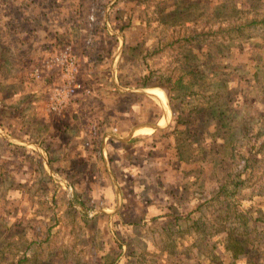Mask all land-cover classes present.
I'll use <instances>...</instances> for the list:
<instances>
[{
    "label": "rangeland",
    "instance_id": "rangeland-1",
    "mask_svg": "<svg viewBox=\"0 0 264 264\" xmlns=\"http://www.w3.org/2000/svg\"><path fill=\"white\" fill-rule=\"evenodd\" d=\"M112 1L0 0V86L7 87L6 92L0 89V109L26 98L29 101L21 112L28 110L31 114L46 108L49 91L60 78L56 72L43 71L35 81L30 74L69 47L78 63L81 89L68 110L46 114L43 136L48 140V135H56L62 143L70 137L76 141V150L72 154L70 151L67 159L76 161L77 172L70 167L59 168L54 177L58 182L62 181L59 174L76 178L77 190L71 187L67 191L77 193L76 203H84L88 213L106 208L122 216H97L86 234L81 231L80 219L70 236L67 232L71 225L65 223L54 234L56 238L67 241L69 236L70 245H82L96 237L98 246L82 249L80 254H71L68 248L56 254L54 249L49 251L53 257L69 256L83 264L81 258L92 257L99 246L104 249L106 241L108 264H117L115 260L120 257L116 243L128 246L120 264H198L194 243H181L176 232L165 235L156 247L155 236L146 226L148 220L160 215L151 210L149 195H164V175L167 167H173L180 173L187 171L188 194L194 195L198 189L199 195H221L205 205L209 206L202 215L204 223L214 218L218 223L223 216V221L226 217L231 221L230 212L226 213L233 208L253 217L250 223L255 233L249 236L244 235L243 224L235 223L237 232L254 240L255 245V250L237 257L236 264H264V217L258 213L262 201L257 196L264 195V101L260 97L264 85V23H259L257 14L264 8L259 7V0H147L150 8L144 1L139 5L140 0H115L109 6ZM118 10L133 19L123 31H117L126 22L115 19ZM170 13L177 18L172 25L163 22ZM178 21L183 23L176 24ZM104 28L110 37H106ZM134 36H139L137 42L131 40ZM132 41L137 46L132 48ZM141 83L155 86L167 99L164 106L151 92L149 105L155 106V124L164 125L151 133H135L139 147L132 151L126 148L130 151L126 153L119 151L120 143L105 132L126 137L147 115L144 101L149 97L119 94L116 89L144 90ZM28 124L33 127L30 121ZM245 124L252 129L247 140L237 132ZM20 128L30 130L25 124ZM221 128H225L222 133L214 131ZM44 138L39 136L46 154L50 146L45 145ZM64 149L70 150L67 146ZM62 152L56 154L62 156ZM100 159L106 167L100 162L96 165ZM179 160L197 164L180 170ZM200 162L210 165L198 167ZM82 177L86 184L77 181ZM117 183L126 195L119 207L115 194L121 191ZM85 186L87 189L81 192ZM54 195H42L39 204L54 209L58 203ZM52 223L56 224L53 219ZM97 262L95 259L91 264Z\"/></svg>",
    "mask_w": 264,
    "mask_h": 264
},
{
    "label": "crops",
    "instance_id": "crops-1",
    "mask_svg": "<svg viewBox=\"0 0 264 264\" xmlns=\"http://www.w3.org/2000/svg\"><path fill=\"white\" fill-rule=\"evenodd\" d=\"M143 1L144 3L147 2V0H140L138 1L139 5H144ZM149 1L147 2V5L150 8L152 6H150ZM258 3L260 8H264L263 0H259ZM127 6L128 3H126L125 7ZM257 14L260 19L259 23H264V11H259ZM135 18L136 21L142 20V17ZM219 19H221L220 16ZM176 20L177 18L172 17V13H170L166 16V19L163 22L172 25L173 21ZM181 23L183 22L178 21L176 24ZM137 38H139V36H134L131 40L137 42ZM132 42L135 44L132 45V48L133 46H137V43H134V41ZM142 85V89L144 90H137L141 93L136 94L149 97V99H145L144 101L146 104L145 109L147 110V115H145L143 119L141 118L142 120L139 119L140 121H137L138 124L136 127H134L126 137L121 138L117 133L112 134L105 132V135L110 136L114 142L120 143L119 151L123 149L122 152L129 153L138 146V144H135V133L152 132L150 129L137 130L136 128L138 126L150 125V123H152L151 125L155 124V106L151 107L149 104L151 103L150 99L153 98L151 92L156 91V87H146L144 84ZM262 85L263 84H261L260 88ZM0 89H3L4 92L7 91V87H5L4 84L0 86ZM116 89H118L119 94L128 91V89L124 90L119 86H117ZM145 91L150 95L148 93V95H145ZM260 92L261 100L264 101V85L260 89ZM23 100L24 99L17 101L16 103L18 104H9L10 107L5 108L3 114H0V119H2L1 123L3 124L0 126V264H77L75 260L73 261L69 256L67 258L64 256L53 257V253L52 251H49V248H51V250L54 249L55 254L61 248H68L71 250V254H75V252H79L80 254L82 249L95 248L98 246L96 237L92 240L90 239L88 244L79 245L75 242L70 245L72 239H69V233L74 231L77 224H79V220H82L81 231L84 234L85 230L89 228V224L96 219L97 216H99V218L102 217V215L107 217L108 215H111V213H113V216H118L120 219L122 216L118 212H112L106 208L88 213L84 208V203H76L74 195H77V193L75 192L72 194L67 191V188L71 189V187L77 190L75 184L76 178L74 180L68 179V177L59 174L62 181H57V178L54 177V174H56L54 171L56 172L59 168L70 167L77 172L76 161L67 159V154H69L70 151L72 154V151L76 150V141L70 137L71 139L67 138L68 140L66 139V141L62 143L61 139L59 137L57 139L56 135H48V140L45 139L43 134L47 130L48 122L46 114H52L47 110V104L46 108L28 114V110L21 112L25 107L23 104H26V102L28 103L29 101L27 98L24 102ZM165 101L166 104H168L166 98ZM72 104L73 103H71L66 110H68ZM162 105L166 106L165 104ZM149 106L151 107V110L149 109ZM29 121L33 127L29 126ZM23 124H25L30 130L22 131L21 128L19 129ZM158 124L160 123L158 122ZM246 126L249 129V126ZM224 129L225 128H221L214 131L222 133ZM227 129L231 132L236 131H233L230 128ZM243 129L244 127L237 130V132L242 134ZM249 130L252 132L251 128ZM39 136L44 138L45 145L47 143L50 146L49 151L45 150L46 154L43 152L44 147L39 140ZM169 142L171 143V140H169ZM229 142L231 141H228V143ZM64 146L69 147L70 150L67 152V150L64 149ZM28 148H34L35 151H29ZM126 148L131 150L128 151ZM56 152H62L63 155L56 154ZM98 162L105 166V161H103V159L95 161L96 165H98ZM167 162L171 163L169 160H167ZM176 162L179 164L180 167L176 166L180 170H183L184 168L187 170L186 168H191L192 164H197L193 161L186 162L179 160ZM168 163L165 162L164 164ZM203 164L207 166L210 165L205 162H200L198 167L204 166ZM167 169L168 170L164 175V195H149V200L153 208L151 210H153V212H159L160 214L159 216L153 217L152 220H148L146 223V226L151 230L150 233L155 236L157 244L155 246H160L165 235L173 236L178 232L179 237H181V243L187 246L192 245L193 243L195 244V256H197L195 260L198 264H219V261L224 264L232 262L233 264H236L237 257L241 255L246 256L247 252L235 256V252L231 253V251L226 249L224 238L226 237L227 232H220V230L217 229L218 225L215 223L216 218L212 219L211 223H204L205 219L202 217L204 209L210 205V201L213 198L220 197L221 195H199L200 192L198 189L194 190V195H190L192 193L188 194V191L191 192V190L187 188V171H185V173H180L177 169L174 170L173 167H167ZM109 175L111 176L110 172ZM83 180L84 178L82 177L81 180L79 179L77 181L81 184H86ZM117 186L120 188L119 183H117ZM86 189L85 186L84 188H81L80 191L83 192ZM120 191L121 192L117 191V194H115V197L117 198V207L121 205L120 202L126 197L121 188ZM42 195L56 196L54 198L55 201H58V203L56 202V207L54 209L51 207L43 208L39 204V201H41V198L43 197ZM257 196H259L258 198L262 201L259 206V210L261 211H258V213L262 212L260 214L264 217V195ZM207 204L209 205L205 207ZM236 211L238 213L241 212L245 216L246 221L243 225L245 226V229L250 232L253 228H251L250 223L251 221H254L251 219L253 217L243 211ZM52 219L56 222L55 225L53 223L51 224ZM65 219L69 220L65 221ZM73 220H75L76 223H74ZM2 222L3 225H1ZM58 222L59 224L61 223L62 227L60 225L58 226ZM65 223L71 225L67 232L69 235L67 241L54 236L56 232L59 233L60 230L65 227ZM152 223H154V225H152ZM99 225V229H101L102 223ZM144 225L145 223L141 224V226ZM131 227H134V225L132 224ZM139 227L140 226L137 228ZM158 237H162V239H158ZM261 242L262 241H259L260 244ZM170 243L173 245V243L175 244V241L171 240ZM116 244L120 257L118 256L119 259L114 260L115 262L117 261V264H120V258H124V250L128 246L122 243ZM105 245L107 246L106 241L103 243L104 249L99 246L97 250L92 252V257L85 256L81 258L80 262L83 264H91V261L97 259L98 262L95 264H108L107 259L109 258V255H107L108 251L105 249ZM262 246L263 245H261V247ZM165 247H167V243L165 244ZM180 247H182V244ZM99 249H102V251H99ZM165 252L166 251H162V253ZM65 254L66 252L62 250V255Z\"/></svg>",
    "mask_w": 264,
    "mask_h": 264
},
{
    "label": "built area",
    "instance_id": "built-area-1",
    "mask_svg": "<svg viewBox=\"0 0 264 264\" xmlns=\"http://www.w3.org/2000/svg\"><path fill=\"white\" fill-rule=\"evenodd\" d=\"M43 71L56 72L60 78L59 84L53 86L47 98V110L52 114H61L72 103L75 95L80 91L78 80L79 67L75 55L69 49L59 52L35 68L30 77L39 80Z\"/></svg>",
    "mask_w": 264,
    "mask_h": 264
},
{
    "label": "trees",
    "instance_id": "trees-1",
    "mask_svg": "<svg viewBox=\"0 0 264 264\" xmlns=\"http://www.w3.org/2000/svg\"><path fill=\"white\" fill-rule=\"evenodd\" d=\"M115 14H116V16L117 17H115V19L117 20V21H119L120 22V20H122V21H126L125 22V25L123 26H121V28L119 27V28H117V31H123V29H125L124 27L126 26V24H127V26H131L132 25V23H130V22H133V19H132V17L129 15V14H127V13H123V10H118V11H115ZM123 16H125V17H123ZM134 18V17H133ZM116 28V27H115ZM104 31L106 32V30H105V28H104ZM106 37H110L108 34H107V32H106ZM132 47V46H131ZM122 84V83H121ZM124 87V86H123ZM3 112H4V109L3 108H1L0 109V114L2 115L3 114ZM250 129V128H249ZM248 129V127L245 125L244 126V129H243V133H242V136L241 137H243V138H245L246 140L249 138V136H250V134H251V130H249ZM249 153H252L251 151H249ZM251 158H253V156H251ZM205 161H208V159L207 160H205ZM245 162H248V161H245ZM263 192V191H262ZM230 209V208H229ZM225 210H228V208H226ZM230 212V219H231V221L230 220H228V217H226L225 218V221H223V219H224V216L219 220V222L217 223V225H218V230H220V232H227V235H226V237L224 238V244H225V246H226V249L228 250V251H231V253H234L235 254V256L236 255H239V254H244V253H246L247 251L246 250H249V249H252V250H255V245H254V240H249V239H247V238H245V237H243V234L242 235H240L237 231H238V228H239V226H236L235 227V223L236 222H240L241 224H244V222L246 221L245 220V216L242 214V213H238L235 209H230L227 213H226V215L228 214ZM242 227H243V229H244V235H248L249 236V234H251V233H255V231L253 230V229H251V231L249 232V231H247L246 229H245V226H243L242 225ZM224 264V263H222V262H220L219 261V264ZM227 264V263H226ZM229 264H233V262L232 263H229Z\"/></svg>",
    "mask_w": 264,
    "mask_h": 264
},
{
    "label": "water",
    "instance_id": "water-1",
    "mask_svg": "<svg viewBox=\"0 0 264 264\" xmlns=\"http://www.w3.org/2000/svg\"><path fill=\"white\" fill-rule=\"evenodd\" d=\"M114 1H115V0H114ZM114 1H112V2L109 4V6H111V5L113 4ZM121 51H122V48L120 49V52H121ZM127 92H129V93H141V92H139V91H137V90H134V89L128 90ZM163 125H164V123H163ZM163 125H162V124L140 125V126H138L136 129H137V130L150 129V130H152V131H156V130L161 129Z\"/></svg>",
    "mask_w": 264,
    "mask_h": 264
},
{
    "label": "bare ground",
    "instance_id": "bare-ground-1",
    "mask_svg": "<svg viewBox=\"0 0 264 264\" xmlns=\"http://www.w3.org/2000/svg\"><path fill=\"white\" fill-rule=\"evenodd\" d=\"M153 95L155 97H157L158 101L162 104H165L166 105V101H165V96H163V94L159 91H153Z\"/></svg>",
    "mask_w": 264,
    "mask_h": 264
}]
</instances>
